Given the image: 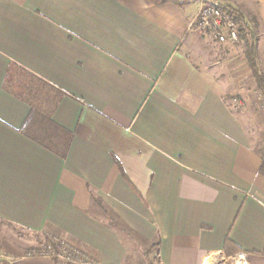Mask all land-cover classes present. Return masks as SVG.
I'll use <instances>...</instances> for the list:
<instances>
[{"label":"crops","instance_id":"0c3cea01","mask_svg":"<svg viewBox=\"0 0 264 264\" xmlns=\"http://www.w3.org/2000/svg\"><path fill=\"white\" fill-rule=\"evenodd\" d=\"M213 1L243 16L264 67V0ZM200 8L0 0V222L61 238L85 264H147L137 244H159V264H264L261 158L215 67L187 54L205 36L189 30ZM11 64L61 91L47 114L70 135L65 157L34 137L40 124L26 128L31 105L5 89Z\"/></svg>","mask_w":264,"mask_h":264},{"label":"rangeland","instance_id":"374dc122","mask_svg":"<svg viewBox=\"0 0 264 264\" xmlns=\"http://www.w3.org/2000/svg\"><path fill=\"white\" fill-rule=\"evenodd\" d=\"M200 35V34H198ZM217 45V44H216ZM212 43L206 36L195 38L187 48L191 60L203 71L208 72L215 67L213 73L223 81L221 90L226 96L227 103L236 113L245 105L250 129L253 131L251 139L253 144L264 137V99L257 89L251 73L248 71L247 62L239 49L230 48L231 52H223L225 47ZM227 49V48H225ZM216 50V51H215ZM262 54L259 58H262ZM233 61V63L231 62ZM230 62V63H229ZM260 62V61H259ZM264 73V67H261ZM237 80V81H236ZM248 105V106H247ZM46 237L38 234L27 233L13 226L0 222V252L7 257L6 264H25L39 262L44 264H71L66 260L48 259L45 254L51 245H62L63 239ZM64 241V240H63ZM67 244V243H66ZM5 247L17 248L16 251H7ZM57 251L58 246H57ZM58 253V252H56ZM52 255V254H51ZM47 257V258H44ZM156 255L151 261L156 264ZM85 264V263H83Z\"/></svg>","mask_w":264,"mask_h":264},{"label":"trees","instance_id":"16d2710c","mask_svg":"<svg viewBox=\"0 0 264 264\" xmlns=\"http://www.w3.org/2000/svg\"><path fill=\"white\" fill-rule=\"evenodd\" d=\"M119 1V0H117ZM157 5H164L167 3H173L178 5L179 7L187 6L190 0H147ZM224 12L232 18L237 27L240 42L232 47L224 49L223 52L227 54L231 52L230 48L239 49L241 53L244 55L245 60L247 62V66L250 70L251 76L254 79L257 89L261 92L264 99V73L259 66L258 63V54H257V41L255 38V34L251 27H249L243 19V16L237 11L228 6H223ZM5 89L9 91H13L19 98L26 100L31 105V112L29 118L27 120L26 128L32 127V124H40L37 127L31 128L32 134L34 137L39 139L41 143H43L50 150H54L61 157H65V150L68 147V143L70 140V135L68 132L63 131L58 127L52 120L49 119L47 114V108L50 109L51 103L58 99L59 93L61 91L57 90L55 87L51 86L47 82L41 80L36 75L27 71L26 69L18 66L17 64H11L5 79ZM227 103L226 98H224ZM227 106L232 109V107L227 103ZM248 106V105H247ZM245 105L240 106L238 109H243L241 112L236 113L233 112L241 119L242 122H247L249 119L247 118L248 113L244 111ZM249 135H253V131L250 129L249 122H247ZM52 128V129H50ZM257 142L253 145L254 151L261 158L262 165L260 169V174L264 176V137L261 134ZM58 148V149H57ZM121 173L124 179L127 180V177L124 171L121 168ZM93 202L96 205L102 206V202L100 199L96 198L93 195ZM107 216L109 214L106 213ZM110 221L113 227L119 229L123 234L128 237L132 242V245L135 246V242L132 237L130 238L128 230L121 226L114 217L110 216ZM159 244L153 245L149 250L140 251L138 244L137 250L139 254L142 256V259L147 264H154V261H151V255L157 252V246ZM230 249H232V245L230 241L226 243L227 253H230ZM236 253L240 252V250H234ZM264 255V252L263 254ZM156 264H159V260H155Z\"/></svg>","mask_w":264,"mask_h":264},{"label":"built area","instance_id":"2783aa9c","mask_svg":"<svg viewBox=\"0 0 264 264\" xmlns=\"http://www.w3.org/2000/svg\"><path fill=\"white\" fill-rule=\"evenodd\" d=\"M189 30L194 33H199L211 37L216 43L224 46H234L240 42L238 27L235 21L230 18L223 10L221 4L215 3L213 0H201V8L197 17L190 23ZM56 240L60 238H55ZM51 245L45 253L48 259L66 260L71 264H83L86 262L84 256L70 243L62 240V245ZM67 243V244H66ZM58 252V253H56ZM52 254V255H51ZM47 258V257H44ZM7 257L0 252V264H6ZM224 264H249L247 256L237 254L228 258Z\"/></svg>","mask_w":264,"mask_h":264}]
</instances>
